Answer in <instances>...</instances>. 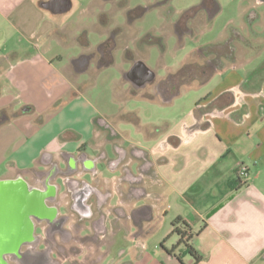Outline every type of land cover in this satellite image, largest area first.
I'll return each mask as SVG.
<instances>
[{
    "label": "crops",
    "instance_id": "crops-1",
    "mask_svg": "<svg viewBox=\"0 0 264 264\" xmlns=\"http://www.w3.org/2000/svg\"><path fill=\"white\" fill-rule=\"evenodd\" d=\"M49 1L0 0V19L16 33L4 38L0 31V112L10 114L0 125V190L21 191L19 178L34 185L33 177H24L25 171L47 170L50 163L45 157L60 165V153L75 156L81 145L91 163L86 168L76 162V170L64 177L65 190L56 203H46L64 207L56 209L55 217H67L60 232L69 239H60V232L54 239L73 253L56 261L53 249L49 258L55 264H193L173 234L172 222L180 218L188 225V244L202 257L197 264H264V55L259 58L264 39H248V25L259 13L255 5L241 3L243 27L229 23L226 36L205 44L219 46L237 32L252 47L240 48L233 41L236 51L231 59L211 71L207 81L199 78L180 85L176 96L183 89L199 91L184 114L142 121L133 114L127 118L120 106L119 114L110 118L93 106L78 81L85 71L75 70V62L93 51L91 34H98L99 47L115 40V29H120L117 39L126 38L122 52L127 65L126 49L136 55V39L159 37L154 31L160 29L139 35L128 17L126 23L110 20L115 0L103 1L110 4L108 8L98 4L101 0H68L70 8L61 13H53ZM214 1L217 10L211 19L242 0ZM117 7L126 14L129 10ZM251 11L255 17L250 18ZM83 32L88 46L78 41ZM153 50L156 68L148 63ZM167 57L165 42L163 48L157 44L146 48L143 63L155 73L154 80L176 72ZM127 71L121 69L122 75ZM71 72L76 83L69 78ZM153 92L151 98L131 99L174 103V96L161 89ZM113 127L117 136L110 146L106 136ZM240 165L248 170L242 184L236 176ZM83 184L93 188L86 198ZM164 220L168 228L148 251L146 242L158 234L157 224ZM6 224L7 217L0 212V249L27 250L24 244L9 246L16 239L6 236ZM47 226L46 221L37 223L34 233L44 243ZM18 260L5 254L0 261L18 264Z\"/></svg>",
    "mask_w": 264,
    "mask_h": 264
},
{
    "label": "rangeland",
    "instance_id": "rangeland-1",
    "mask_svg": "<svg viewBox=\"0 0 264 264\" xmlns=\"http://www.w3.org/2000/svg\"><path fill=\"white\" fill-rule=\"evenodd\" d=\"M104 0L98 2L99 5L109 7V3H104ZM122 0H115V13L109 15L110 20H115V22H124L128 21L127 15L123 9L117 7ZM126 7L130 10L135 9L139 6L148 7L154 4L157 0H124ZM226 0H222L224 4L227 3ZM241 1V0H239ZM108 2V1H106ZM201 0H168L167 5H160L157 9H149L147 12L139 19L135 20L133 26L137 29V34H145L148 30H155L154 33L159 36H163L166 49L168 51V61L172 62L176 66L175 69H178V66L186 55L193 51L194 49L201 48L203 45L216 41L227 34V25L231 23L232 26H241L244 25L243 15L241 14L240 6H247L249 3L254 4L258 13V19L253 23L252 29H254V35H251L248 31V39L250 40H259L264 39V2L257 4V0H242L238 5L233 4L231 7L223 9L214 19H210L209 22H206L204 13H199L198 18L193 22L194 28V37L185 35L182 39V44H180L178 38L174 34L172 28V21L178 17V15L184 10L197 5ZM242 3V5H241ZM249 4V5H250ZM170 9L171 13L167 14V21L164 17L165 12ZM76 11V10H75ZM76 13V12H75ZM92 19V18H90ZM166 21V22H165ZM91 22V21H90ZM256 29V30H255ZM0 31L3 34L2 37H11L15 36L16 33L11 30L3 21L0 19ZM97 33L91 34L89 37V46L93 51H97L99 37ZM16 39L13 40V45L15 44ZM129 43V41H128ZM235 43V42H234ZM237 44V43H236ZM251 44V43H250ZM13 45L8 43V46ZM238 47L243 48L242 44H237ZM264 45V44H263ZM261 48V47H259ZM156 49V48H155ZM6 50V46L4 48ZM262 54L259 58H262L264 55V50L261 51ZM155 50L152 52V57L149 60V65L153 68L157 67L155 62ZM64 54V53H62ZM114 57V63L106 68H99L97 64H91L90 68L79 75L78 81L80 83V89L84 92V95L93 106L97 107L104 115L113 116L114 114H119L120 107H122L123 112L127 118H130V114L139 116L142 121H147L149 119H160L161 117H169L174 115L184 114L186 108L191 101L196 98L199 94L198 90H189L188 92L182 90V93L178 96L174 95V103L172 105L161 104L158 100L155 102H148L140 99H131V97L143 96V92H133V87L129 83L123 80V75L121 69L127 67L126 64H123V52L122 45L119 42L116 48L112 52ZM187 60H198V55H193V58H187ZM69 78L73 83H76V74L70 73ZM151 94L155 93L152 89L149 90ZM176 96V97H175ZM120 106V107H119ZM115 112V113H114ZM69 118V116H68ZM2 172V171H0ZM24 177L31 179L32 171L27 170L24 172ZM16 187L8 188L6 191L0 190L2 196V207H0V212L2 215H6L7 222L9 224L14 223V219H17V212L19 211V206L23 201V192H16ZM14 191V192H13ZM18 194V195H17ZM22 199V200H21ZM16 209L14 210V208ZM169 226L167 220H164L157 224L158 234L156 236L151 235V238L146 242L147 249L152 250L154 244L157 243V238L161 232H164ZM2 228V227H1ZM2 233L4 231H1ZM1 233V234H2ZM176 237V235L174 234ZM177 238V237H176ZM126 244L123 243L121 246L115 249L116 251L122 250ZM169 248V242L165 243ZM158 247V245H157ZM57 253L55 256L56 261H64L65 258L72 256L71 250H65L61 253H58V250L53 251ZM53 261V260H52Z\"/></svg>",
    "mask_w": 264,
    "mask_h": 264
},
{
    "label": "flooded vegetation",
    "instance_id": "flooded-vegetation-1",
    "mask_svg": "<svg viewBox=\"0 0 264 264\" xmlns=\"http://www.w3.org/2000/svg\"><path fill=\"white\" fill-rule=\"evenodd\" d=\"M65 0H50L47 3V6L51 8V10L56 11L57 5L60 3H63ZM264 1V0H262ZM122 6H126V3L124 0L120 1L119 3ZM168 0H158L151 6H148V10L152 9L154 7L160 6V5H167ZM142 7V6H139ZM134 10V9H132ZM132 10L127 11V17L135 21L139 18H133L132 15H130V12ZM217 10V4L214 0H201V2L197 5H194L183 12H181L177 18H175L172 21V28L174 31V34L178 38L180 44H182V39L185 35H189L190 37H194V28H193V22L198 18L199 13H204L206 22H209L212 18L213 14H215ZM167 14L171 13V10L168 9ZM255 11H251L249 13V16L255 17ZM258 19V16H257ZM256 19V20H257ZM249 32L251 35H254V31L252 29V23L249 25ZM237 32L234 33V41L239 42V44H242L245 47H252L250 43H247L245 38L242 36L236 35ZM121 35L120 29H115V40L110 39L101 45H99L97 51H92L88 53L87 55H84L79 58L78 61L75 62V70H81V71H87L88 67L91 64H97L99 66L100 64H111L113 63V59H111V52L113 48L118 45L120 42L121 45H124V39H117ZM154 42V43H153ZM136 45V55L135 52L126 49L124 58L128 62L127 63V70H129L132 66L138 67L140 70L142 68V62L143 58L146 55V48L149 45L157 44L161 48L164 47V38L163 36H159L156 38H151L147 35L142 36L141 38L136 39L134 42ZM232 43H224L221 46H213V45H203L201 48L194 49L193 51L189 52L184 60L180 62L178 69H176V72L173 74H167L165 78L160 80H153V82L149 85H147L142 90H135L133 88V92H143V95L145 97L151 98L153 94L149 92L150 89H161L165 93H167L170 96H174L179 93V86L183 83L191 84L193 81L197 79H203L204 81H207V79L210 77V72L213 71L215 68L223 65L224 61L230 60L232 57V54L236 51V46ZM193 55H198V60H187V58H193ZM144 75V74H143ZM145 77V76H144ZM131 86V85H130ZM115 128H108L106 140L107 143H109L110 146L113 144H110L112 141L115 142ZM65 138V137H64ZM85 147L79 146L76 148L75 156L71 155L67 152L60 153L59 157H61V160H63L62 164H58L55 162H50L49 158L45 157L43 160L45 162L50 163V167L47 170L39 169V170H32V176H33V182L34 185H28L26 182H24L22 179H18L20 182L21 190L23 189L27 191H32L33 193H37L42 198V204L45 210L50 212V216H39L35 213H32L27 216L26 219H24L23 214L19 210L17 212V219H14V223L9 224L7 226L6 224V231L8 232L9 238L16 239V242H10L9 246L13 247H19L20 245L24 244L25 246H29L27 250L24 252H20L17 250V254L22 256V254L33 251L35 253H44L49 261H52L49 258L50 252L53 249L58 250V253L63 252V246L55 242V232H60V225L67 219L66 216H61L58 219L55 217L56 209L64 210V207L62 205L55 204L53 207L47 206V201H57L59 198V193H61L63 190H65L64 186V177L69 174L72 171L76 170V162H82L84 167L90 168L91 163L88 162L85 159ZM94 178H96V175L94 174ZM87 185V184H86ZM84 188L81 190V193L83 194V197H87L88 194L93 192V188L89 187L88 189L85 188V185L83 184ZM78 195H75L76 201L79 200L77 198ZM79 202V201H78ZM31 218H34L37 220V223L40 224L43 221H46L48 226L46 227V231L43 232V235L45 236V243L42 242L41 237L39 235L34 234L36 224ZM60 239L62 240H68L69 235L63 232H60ZM39 246L41 249L39 251L36 250V247ZM57 255V253H56ZM20 261V260H18ZM17 261V262H18ZM5 262V261H4ZM19 264V262H18Z\"/></svg>",
    "mask_w": 264,
    "mask_h": 264
},
{
    "label": "water",
    "instance_id": "water-1",
    "mask_svg": "<svg viewBox=\"0 0 264 264\" xmlns=\"http://www.w3.org/2000/svg\"><path fill=\"white\" fill-rule=\"evenodd\" d=\"M57 10L53 11L50 7H48L53 13H61L70 8V3L68 0L63 1L56 6ZM142 68L139 69L136 66H132L127 72L123 74V79L128 82L135 90H141L145 88L147 85L151 84L155 78V73H153L143 62ZM144 74V75H143ZM145 76V77H144ZM14 192V191H13ZM23 194L22 204L19 206V210L24 216V219L27 218L28 215L35 213L39 216H50V212L45 210L42 204V198L37 193H33L32 191H25ZM22 200V199H21ZM16 207L14 208V210ZM9 254L13 258H20L19 264H55L54 261H49L47 256L44 253H35L33 251H28L22 256L17 254V250L14 249H0V260L3 255ZM0 264H5L4 261H0Z\"/></svg>",
    "mask_w": 264,
    "mask_h": 264
},
{
    "label": "trees",
    "instance_id": "trees-1",
    "mask_svg": "<svg viewBox=\"0 0 264 264\" xmlns=\"http://www.w3.org/2000/svg\"><path fill=\"white\" fill-rule=\"evenodd\" d=\"M147 10H148L147 7H137L130 12V15H132L133 18H141L147 12ZM78 41L82 46H88V41H87V37H86L85 32H83L79 35ZM232 41H234V36L232 34H230L229 39H227L226 42H224V43H230V42L232 43ZM224 43H222V44H224ZM221 45H219V46H221ZM215 47H217V46H215ZM9 118H10V114L8 113V111L2 110L0 112V125L3 124L4 122H6L7 120H9ZM63 136H64V134H63ZM172 226H173V234H175L178 237L177 246L183 245L184 246V253L188 254L192 257L193 264H197L199 261H201L202 257H201V255H199V253L192 246H190L188 244V238H189L188 225L186 223H184L180 218H176L172 222ZM173 251H174V248L167 250V252L169 254H172ZM175 258L180 262L179 256H176Z\"/></svg>",
    "mask_w": 264,
    "mask_h": 264
},
{
    "label": "built area",
    "instance_id": "built-area-1",
    "mask_svg": "<svg viewBox=\"0 0 264 264\" xmlns=\"http://www.w3.org/2000/svg\"><path fill=\"white\" fill-rule=\"evenodd\" d=\"M237 179L239 183H245V180L248 177V170L244 165H240L236 172Z\"/></svg>",
    "mask_w": 264,
    "mask_h": 264
},
{
    "label": "snow or ice",
    "instance_id": "snow-or-ice-1",
    "mask_svg": "<svg viewBox=\"0 0 264 264\" xmlns=\"http://www.w3.org/2000/svg\"><path fill=\"white\" fill-rule=\"evenodd\" d=\"M2 196H3V194L2 193H0V207H2Z\"/></svg>",
    "mask_w": 264,
    "mask_h": 264
}]
</instances>
